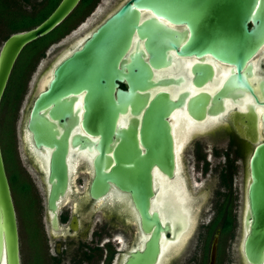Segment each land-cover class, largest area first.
Instances as JSON below:
<instances>
[{"label":"flooded vegetation","instance_id":"1","mask_svg":"<svg viewBox=\"0 0 264 264\" xmlns=\"http://www.w3.org/2000/svg\"><path fill=\"white\" fill-rule=\"evenodd\" d=\"M128 1L90 0L89 5L74 17L75 23L68 33L44 50L36 52L35 57L42 65V70L32 83L31 90L36 92L45 85L48 70L64 50L69 47L74 49L85 36L90 37L102 22ZM5 6L8 11H12L13 0H0L1 13L6 11L1 8H6ZM141 15V20L153 17L151 12L145 10ZM162 21L168 27L185 33L180 44L188 40L190 32L187 25ZM70 33L74 34L71 45L68 41L62 43ZM144 41L135 30L130 48L120 60L119 68L121 64L130 63V55L138 54L145 61L148 60ZM53 45L58 52L56 56L51 53ZM169 56L170 61L166 67H152L154 86L136 89L138 95H147L146 102L135 113L127 105L125 112L118 114L116 123V128L124 131L134 124L137 148L143 154L145 147L142 139H148L143 136L146 110L152 107L155 96L160 92L167 93L173 104L165 117L169 139L172 140V176L157 165H153L150 171L153 191L150 211L157 212L168 227L167 232L161 233L159 252L153 264H208L214 239L217 241L215 264H248L241 241L245 234L249 159L255 147V143L250 140L255 137L252 126L256 125L258 134L261 135L264 111L260 86L264 80V45L246 60L240 70H237L235 64L223 62L209 54L201 57L180 56L177 50H170ZM202 66H208L210 72L200 70ZM123 71L125 74L128 72L126 67ZM31 75L30 73L29 76ZM158 79L168 82L161 85ZM28 83L29 77L20 83L23 90L21 95ZM117 84L121 90L127 89L126 78ZM244 84H247L248 89ZM81 105L74 103L73 111ZM43 114L48 118L45 110ZM27 117L19 130L20 151L25 164L21 165L23 169L15 158L17 147L13 134L11 143L19 180L28 185V192L35 202L36 226L40 239L39 251L36 253L42 264L47 260L49 264H126L132 254L143 250L148 235L142 231L139 214L128 193L108 182L106 193L97 198L90 194V185L95 175L94 161L100 154L99 136L82 129L81 116L72 125L65 157L67 184L63 193L55 200L57 225L54 228V215L48 208L50 184L47 160L53 148L41 146L37 149L32 139L24 137ZM53 122L59 127L58 123ZM59 130L62 131L60 128ZM10 132L13 133L12 130ZM74 135H79L85 141L81 139L73 143ZM121 139V136H112L110 147L104 154L105 160L110 161L103 165L102 171L105 174H109L115 165L113 153ZM39 158L42 165L38 162ZM177 179V187L186 191V207H191L193 218L191 226L178 241L181 226H176L169 218V214L173 212V204L159 199L163 185L172 187ZM35 181L42 192L39 205L34 196L37 188ZM33 251L35 252L34 246L30 244L27 256L29 264L34 263ZM226 256L229 257L228 260Z\"/></svg>","mask_w":264,"mask_h":264},{"label":"water","instance_id":"2","mask_svg":"<svg viewBox=\"0 0 264 264\" xmlns=\"http://www.w3.org/2000/svg\"><path fill=\"white\" fill-rule=\"evenodd\" d=\"M80 0H60L53 11L39 24L28 30L7 36L0 46V103L7 87L14 64L23 48L52 32L77 7ZM149 11L153 17L142 19L141 12ZM162 20L174 25H187L188 40L180 44L185 33L168 27ZM249 24L251 26H249ZM144 38L148 53L145 61L138 54L130 55V63L119 62L128 52L134 31ZM264 45V0H129L108 17L77 46L64 50L48 70V80L36 93L25 124V138L32 139L34 146L53 148L48 157L50 190L48 208L53 213L52 225H57L55 200L67 184V139L73 123L81 116L80 125L85 132L98 135L100 154L95 158V175L90 194L97 198L108 190V182L115 184L130 198L139 214L141 228L148 235L141 252H136L126 264H153L159 252L162 232L166 223L157 212L150 211L153 196L151 168L157 165L172 176V140L165 121L173 106L167 93H158L152 107L146 110L142 139L145 153L137 148L134 124L127 130H119L116 123L119 113L127 105L135 113L146 102L147 95L140 96L136 89L154 86L152 67H166L169 51L177 50L180 56L201 57L209 54L223 62L233 63L240 70L246 60ZM126 67L127 74L123 68ZM210 72L208 66L200 67ZM238 79H241L237 75ZM127 80V89L121 90L117 82ZM241 81V80H240ZM168 80L158 79L165 85ZM244 86L248 89L247 84ZM264 100V80L260 83ZM79 100V101H78ZM78 103L75 111L73 104ZM44 110L48 118L44 116ZM80 113V116L78 115ZM254 115V114H253ZM58 123L59 127L53 122ZM59 128L62 130L60 131ZM255 143L249 159V179L246 189L245 234L241 241L242 251L248 264L264 262V111L261 135L252 126ZM122 139L114 150L115 165L109 174L102 171L105 152L112 136ZM252 136L253 134L250 133ZM58 137V138H57ZM157 138V139H155ZM84 140L79 135L72 142ZM183 144V142H182ZM163 185L159 199L174 207L169 218L179 224L178 238L191 226V207L185 189ZM175 186V187H173ZM159 200V201H160ZM216 239L209 254L208 264H215ZM0 264H21L19 237L15 208L0 144Z\"/></svg>","mask_w":264,"mask_h":264},{"label":"rangeland","instance_id":"3","mask_svg":"<svg viewBox=\"0 0 264 264\" xmlns=\"http://www.w3.org/2000/svg\"><path fill=\"white\" fill-rule=\"evenodd\" d=\"M43 3L42 0H26V2L19 1V0H13V6L12 9L15 11L17 8L21 10V12H25L27 14L31 13L32 10L35 8H39L38 12L41 10H44L47 1L41 5L40 3ZM10 19L6 20L7 25H11L13 21L16 20L17 16H14L13 14H10ZM72 22L71 26L73 25ZM70 26V27H71ZM9 29L8 27L3 24V22H0V46L2 42L4 41L5 37L8 35ZM74 34L70 33L64 40H62V43L69 42V45H71V39ZM54 45L51 47V53H53L54 56L58 54V52L55 51V48H53ZM67 48V46L65 47ZM35 50H33V42L26 45L21 53L19 54V66L17 70L15 69L13 75L14 78L9 82L7 85V91L9 90V95L7 96L8 99V108L3 104V100H1L0 103V144H1V151L2 156L4 160V166L5 171L8 177V181L10 184V190L12 195V201L15 208L16 213V219H17V228H18V237H19V249H20V260L21 264H29L28 263V247L30 244H32V247L34 246L35 252L32 253V258L34 260L33 264H42V260L40 257H38L36 251H39V244L40 239L38 235V230L36 226V212H35V202L34 199L30 196V194L23 193L21 190V181L17 179V181H14V175L16 174V168H15V162H14V153L12 150V143H11V136L13 134L14 136V143L17 147V152L15 153V158L18 161L19 166L21 167L24 162L22 161V155H21V149H20V125L21 123L25 122L27 113L29 110V107L31 105V102L36 95L37 91L35 92L31 90L32 83H34L36 76L40 73L42 70V65H40L39 61L36 60L35 68L31 72V76H29V83L28 87H26L25 92L20 97V101H18L15 106L9 105V100L11 99V96L13 93H16L18 89L19 82L22 78V74L25 70V65L29 63L32 58H34ZM50 54V53H49ZM17 58V59H18ZM26 79V78H25ZM24 79V81H25ZM6 90V89H5ZM31 95V96H29ZM4 97V96H3ZM30 97V98H28ZM3 99V98H2ZM3 104V106H2ZM2 106V107H1ZM10 121V124H9ZM11 130L13 131L10 132ZM25 165V164H24ZM22 168V167H21ZM23 169V168H22ZM32 178L34 179V176L32 174ZM36 182V181H35ZM37 188L34 190V196L36 198V201L38 205L40 204V201H42V192L40 190L38 182H36ZM38 223V222H37ZM240 241V239H239ZM227 245V244H226ZM226 256V260H228ZM226 263V262H223ZM44 264H49V260L45 261Z\"/></svg>","mask_w":264,"mask_h":264},{"label":"trees","instance_id":"4","mask_svg":"<svg viewBox=\"0 0 264 264\" xmlns=\"http://www.w3.org/2000/svg\"><path fill=\"white\" fill-rule=\"evenodd\" d=\"M46 1H47V5H46L44 10H41V12L40 11L38 12L39 8L33 7L34 9L29 14H27L25 12H21V10L19 8H17L15 11H13V10L8 11L6 6H5L6 8L1 7L2 10H4V11L6 10L5 12H2V13L0 12V22H3V24H5L8 27L9 33L7 36H9L10 34H12L14 32L28 30L30 28H33L37 24H39L53 11V9L57 6V4L59 3L60 0H45V2ZM45 2L43 1V3L41 2L40 4L43 5ZM89 2H90V0H80L79 4L73 10V12L59 26H57L48 35L35 40L33 42V50H35L34 53L36 54V52H38L39 50H41V51L44 50L50 44L56 42L61 36H64V34L68 33L74 17L76 15L80 14L82 12V10H84L89 5ZM10 14L17 16V18L9 26L6 23V20L10 19V16H11ZM35 56L36 55H34V57ZM36 60H37V57L32 58V60L25 65V70H24V72L22 74V78L19 82L18 89H17L16 93H13V95L11 96V99L9 100V102H10L9 105L15 106L14 104H16L18 102V100L20 99V97L22 96L21 94H22L23 90L20 86L21 85L20 83L22 81H24L25 78L29 77V74L35 68ZM19 63L20 62H19V58H18L14 64L13 70L11 72V75L9 78L10 80H11V77L13 80V78H14L13 73H14L15 69L17 70ZM10 80L8 81V84H9ZM9 93H10L9 90L7 91V88H6V90L3 94L4 97H2L3 98L2 99L3 104L5 103L7 108L9 107L8 106V99H7V96L9 95ZM3 104H2V106H3ZM9 124H10V121H9ZM15 168H16V165H15ZM14 176H15L14 181H17V179H19V173L17 172V170H16V174ZM21 184H22V186H21L22 192L26 193V194H30L28 192V185H25L24 183H21Z\"/></svg>","mask_w":264,"mask_h":264},{"label":"bare ground","instance_id":"5","mask_svg":"<svg viewBox=\"0 0 264 264\" xmlns=\"http://www.w3.org/2000/svg\"><path fill=\"white\" fill-rule=\"evenodd\" d=\"M24 137H25V136H24ZM28 141H29V140H28ZM28 146H29V145H28ZM32 150H33V149H32ZM36 155H37V154H36ZM40 157H41V156H40ZM39 159H40V158H39ZM39 159H38V162H39L40 165H42L41 159H40V160H39ZM44 170H45V169H44Z\"/></svg>","mask_w":264,"mask_h":264}]
</instances>
